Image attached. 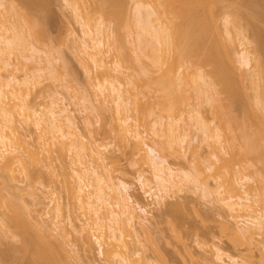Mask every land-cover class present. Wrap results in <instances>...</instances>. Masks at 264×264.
<instances>
[{
  "label": "rangeland",
  "instance_id": "rangeland-1",
  "mask_svg": "<svg viewBox=\"0 0 264 264\" xmlns=\"http://www.w3.org/2000/svg\"><path fill=\"white\" fill-rule=\"evenodd\" d=\"M0 1L3 3V6L0 7V30L2 24L10 27L15 23L19 26L18 30L20 31L19 37L21 40H19L18 48L16 46L14 52L10 55L9 62L11 65L5 66L0 61V81L5 80L11 71H16L15 74L18 75L17 77L20 80L25 78L24 73L33 75V72H36V69H39V67H48L46 62L50 60L48 57L50 56L52 65L49 66H52L50 68L52 74L50 69L47 68L48 70H44L46 73L43 71L44 74L43 76L41 74L42 77L40 76V79L36 78L33 80L34 78L31 79L32 76L27 78L31 82L25 87L29 89L27 90L28 94L25 95L22 91L23 94L21 95H25V97L18 95L17 99L21 97L20 100H24L26 107H33L40 111L46 110L49 104L51 105V101H57L58 99V106L65 108L74 121V125L70 128L66 124L61 126L63 129L62 133L64 132L67 136H62V133L59 132L57 134L59 140L52 141L53 144L49 142L44 147L46 150L43 151L39 145L42 139L43 141L47 140L46 136L44 135V138H41V134L43 133L40 128L34 125L33 120L26 118V121L23 115H19V112L15 113V124L24 141V147H30L31 149L36 147L35 149L38 151V154L37 158H33L31 155L28 156V153L26 154L25 149L19 150V154L22 153L20 155L22 157L20 160H22L21 164L19 162V164H16L17 169L13 170L14 173H10L12 178L9 177L10 175L2 173L3 171L0 168V187L2 190V192L0 190V196L2 197L0 202L4 201L2 205L0 204V264H33V248L31 245H28L30 243L26 246L22 236L30 237L35 232H38L39 229H41V232H43V229H47V233L49 230L50 237L52 238L53 236L54 238V240L51 239L53 243H62L61 247L65 250L62 255H64V260L66 259L65 262H68L67 264H110V261L105 256H100L99 244L98 242L96 243L93 237L94 233H91L92 231L89 232L91 237L90 243L84 245V240L73 228L74 223L77 227L80 228V225L82 227V223H84V220H86V217L88 218L90 213L72 196L68 187L70 182L75 181L73 170L79 168L77 163L81 158L83 160L82 163L86 164L88 169L92 171H90L89 175V179L92 182H96L99 174H104L105 176L112 177L116 183L123 181L130 187L128 194L131 197V204L136 208L135 213L138 216V222L136 223L137 226L135 225V229H133L136 233L135 231L127 233V230H124L123 235H125L124 239L129 242L131 251L133 249L140 250L138 256L132 257L133 260H138V264H213V252H216L215 250L218 248L222 249L225 255L234 256L239 264H264V231H262V234L253 235L252 238L245 237L247 234L241 236L242 231L239 234L240 232L238 231L240 230H238V227L240 225L243 226V222L247 218L243 216L246 214L243 212L238 213L240 216L242 215L240 218L237 217L236 213H233L234 217L232 216V213L222 202V198H227L229 194L231 195L228 189L229 185L224 186L226 183L224 182L225 178L222 179L224 182L222 183L221 178L223 176H216L214 174V170L218 165H223L224 161H229L234 156V159H231L234 164L229 161L231 162L230 164H233V167L227 166V168L226 165H223L226 168L222 170L227 174L228 172H232L234 178L238 175L237 178L240 176L249 177L250 180L244 184L245 187L243 186V192L247 191L250 199L257 202L254 204L255 211H262L264 215L263 141L256 142V147L254 148L256 153L253 151L250 153L243 148L244 143L242 141L244 140L240 137L241 133L238 130H235V132L233 130H225L223 132L219 130L221 127L219 124L222 122L220 120H222L223 116L219 119L218 115L215 114L216 109H211L212 104L202 100L197 95V89L193 88L192 90L190 87L193 83L187 82L188 79L192 82L191 76L194 75H192L191 71L194 69L189 70V73L191 72L190 75H186L187 70L186 72L183 71L185 74L182 75V66L184 64L174 61L173 56H171L173 61L170 60L171 58H169V61L172 65L175 64L173 68L175 66L177 68L175 67L174 72L170 73L171 76L174 78L176 76L182 79L186 78V82L190 84L186 83V88L182 89L180 83L182 82L183 84L185 80L183 79V82L179 79L180 82H177V84L179 83V89L176 87L174 94L180 93V91L183 93L185 89L189 93H193V96H190L185 91L187 99L186 101L185 99L182 100L185 103H180V99L186 98L184 96L185 93L179 99V104L177 102L180 109H175V105V110H163L162 104L159 103L161 93L158 91L156 85L153 86L155 80H152L155 77L157 78V75H160L158 73L161 70H159L160 72H156L157 69L154 70L157 75L155 74V77L152 76L151 80H147L149 78L146 75L151 76L153 74L149 73L145 75L143 73L145 77L142 74V70L146 69L149 64L151 65L147 52H149V57L154 55L152 52L150 55L154 39L151 42L152 38L146 36L145 40L148 42H145L143 45H139L136 40V38L138 39L136 37L138 36V31H141L138 27L139 24H137L138 11L136 7L138 4L151 7L155 0ZM204 1L202 0L201 2ZM208 1H205L206 4ZM212 1H209V6ZM217 1L220 4L218 3L219 6L214 8L216 9L214 10V15L216 16H214V21H217L214 24H218L219 27L217 28L221 31V36L223 35V45L225 42L226 44H232L234 53H238L242 50V47L240 43L241 39L236 33L243 32L245 28L244 32L246 31V36L251 37L253 33L260 32L259 29L264 25L263 23L261 25L262 21L259 20V15L264 11V0ZM109 2H111V5ZM113 3L116 5L113 6ZM13 5L16 8L9 9ZM73 7L78 8L77 11L80 13V17H77L78 19L82 18L84 21V19L86 20L89 17L90 21L86 23L94 32L100 28H105L108 37H106L103 46L106 53L102 62L95 63L92 57L83 50L84 40L90 45L92 42L90 38L85 36L82 25L77 22ZM208 7H206L207 10ZM231 10L241 12L243 18L245 17L246 20L241 19L239 23L237 22L238 24L236 23L237 25L241 24L240 27H236L235 24L234 26L231 23V25L229 24V22H234L233 18H231L232 16L230 17ZM120 17L121 21L119 20ZM215 18L217 19L215 20ZM229 18L231 19L228 20ZM226 20H228V23ZM247 21L249 22L247 23ZM35 22L38 23V28L35 26ZM214 24L211 22L212 28L214 27L212 30L216 29ZM226 27L231 29L230 34H236L237 38L236 36L230 35V37L226 34ZM39 28L42 32H38L40 31ZM262 30L261 32L263 33ZM10 35L11 33L8 34V37ZM212 35L213 33L204 42L208 41L207 43H209ZM118 37L122 38L120 41L123 42L121 45H118L119 48H116L115 44L118 41L117 39H119ZM33 46L39 49L40 53H35L29 60L24 59L25 56L32 53L30 50H32ZM248 48L254 53L255 50L251 45ZM121 54L122 56H120ZM255 54L257 56L258 52L256 51ZM237 55L235 54L234 57L236 59L235 66L237 64L235 74L238 73V76L235 74L234 76L237 77L238 81L239 75L244 74V76L241 75L238 81V83L240 82L239 84H243L240 85L242 86L243 98L233 108L232 114L241 118L243 103H245L248 97L250 99L254 98L256 91H253L255 90L253 89L254 84H250L252 83L251 80H253V77H250L252 74L250 72L252 71L249 70L250 72H247L250 67L239 66ZM44 57L47 58L46 62L43 60ZM122 57L124 58L122 59ZM253 57L255 58L254 54ZM41 62L43 63L40 64ZM254 62L255 60L251 63L252 67L255 64ZM166 65L165 67H167ZM151 67L149 68L152 69ZM190 67L193 68L194 65L192 64ZM14 68L18 69V71L14 70ZM209 68L210 66L206 70ZM119 71L124 73L122 77L119 76ZM152 71L153 69L150 70V72ZM206 74H208L207 71ZM206 77L211 81V77ZM169 80L167 81L169 82ZM107 81L117 84L120 86V91L125 92L127 97V104L124 106L125 113L123 111L118 112L115 102H112L114 101L112 98L114 95L109 91L110 85H107L109 84ZM188 86L190 88H187ZM190 90L192 91L190 92ZM193 91L196 92L194 93ZM134 93L137 94L138 100L134 99ZM177 96L180 97L179 95ZM240 96L242 97V93ZM11 97L12 95L9 98L13 99ZM16 103H19V101ZM11 104H14V102L11 101ZM147 108H152L154 115L143 118L146 112L145 109L147 110ZM198 111L202 119L205 120L204 122L211 128L209 129L215 130L214 135L217 133L216 130L218 128L219 134L224 139L220 137L223 140V142L221 141L223 146L220 145L223 147V150H219L217 154L219 158L217 160L213 155L215 153L214 136L207 135L210 134L209 131L207 134L204 131L202 132L199 129L201 126H198L199 124L196 125L197 118H195L196 120L193 118V115H197ZM126 116L128 117V123L136 124V128L141 132L140 141L152 145L156 149L157 154L165 158L167 164L174 169L183 170L191 174L189 180L184 178L183 184L179 183V186L176 183V185L171 184L172 186L170 185L168 190H163L161 195L163 198L161 199L155 196V193L159 192L156 183L152 181V168L149 164L152 156L148 153V147L144 144L143 146L141 145L143 148L138 147L139 149L137 148L136 150L135 145L137 146V140L132 137L135 129L133 130L132 128L128 136L123 132L121 123H123L122 120ZM156 116L158 118L163 117L164 119L162 120L166 123L168 121L177 123L178 131H181L179 133L182 134V137L180 136V139L178 138L179 140L177 139L176 142L170 140L167 135L160 137V131H157L158 128L152 127V120H155ZM183 135L186 136L183 138ZM76 139L85 142L87 145L82 146L80 144L82 150L71 148L70 151V144ZM181 139H184V142ZM97 146L100 147L101 156L94 154V157H92L88 150ZM23 163L27 165L29 173L27 170L23 172L25 169ZM16 167L13 166V169ZM21 167L24 168L22 171ZM211 167L214 168L213 171ZM180 171L178 173L181 175ZM141 178L146 184H149L143 186ZM201 182L208 185V189L205 188V185H200ZM154 183L157 190L153 186ZM74 184L76 183L74 182ZM219 184L224 186L220 187L222 191L218 188ZM150 187L152 188L151 190ZM229 187L232 188L231 186ZM217 188L220 190V194L217 193ZM224 188L228 190L227 192L225 191L226 193L224 192ZM146 191H152L151 193L154 195L150 196ZM231 192H234L233 194L239 193L237 190L235 193L233 189ZM243 192L241 191L239 195ZM9 199L10 201L13 199L18 200L17 202L14 201L18 206L15 204V208L8 207L10 206ZM137 203L145 211L142 212ZM16 212V216L19 215V218L21 216L20 220L22 219V223H25L27 226L26 234H29H21L17 227L12 224L11 217ZM52 221H54L53 224ZM59 221L62 223H59ZM141 222L145 223L144 227L146 228L141 227ZM55 223L59 225L60 229L54 225ZM30 233L33 234L31 235ZM105 238L107 239L106 235ZM105 238L102 237V241ZM103 243L105 244L106 242ZM66 254L67 257H65ZM225 259L228 260L227 257ZM135 261L133 263H136Z\"/></svg>",
  "mask_w": 264,
  "mask_h": 264
},
{
  "label": "bare ground",
  "instance_id": "bare-ground-1",
  "mask_svg": "<svg viewBox=\"0 0 264 264\" xmlns=\"http://www.w3.org/2000/svg\"><path fill=\"white\" fill-rule=\"evenodd\" d=\"M201 1L202 0H155V1H153V4L151 7H148V6L145 7V5L142 6V4H138V6L136 7V9L138 11L137 24H139L138 27L141 31L140 32L138 31V33H137L138 36H136V37H138V39L136 38V40L139 43V45H141V44L143 45V44H145V42L146 43L148 42L145 40L146 36L147 37L150 36L152 38L151 39L149 37L152 40L151 42H153V39H154V44L151 46V48H152L151 51L149 49L150 55H151V52L154 55H151L149 57V54H148L149 52H147L148 50L146 51L147 56H148L149 60L151 61L150 62L151 65L148 63L149 66L147 65L148 67H146V69L142 68L143 72L142 71L141 72H142V74L144 73L145 75L149 74V73L153 74L151 76L146 75L147 78H149L147 80H151L152 76L155 77L154 75L156 74L154 70L157 69L156 72L161 70V72L159 71L160 73H158L160 75L158 76L156 74L157 78L155 77L152 80H155V82H156V84H154L155 82L153 83V86L156 85L158 91L161 93L159 103L162 104V108L164 111H172V110H175L176 108L180 109V108H178L179 105H177V102L179 104V99L182 98L183 93H185V91L188 92V90L184 89V92L182 91L183 93H181V91H180V93L178 92L179 94L178 93L174 94L176 87H177V89H179L178 88L179 83L177 84V82H180L179 79H181V81H183V82L185 80V82L183 84H182V82L180 83L182 85V89L186 88L187 82L193 83L191 85L188 83L187 84L190 85L192 90H193V88L195 90L197 89L198 94L197 93L196 94L199 95L202 98V100L206 101V103L208 102V103L212 104L211 109H213V110L216 109L215 110L216 113H215V111H214V113L216 115H218L217 117L219 119H221L220 117L223 116L222 120H220L222 122L219 124L221 126L219 128V130H222V132L225 130L226 131L233 130V132H235V130L236 131L238 130L241 133V135L239 133L238 134L244 140V141H242L244 143L243 148L245 150H248V152H250V153H252L251 151L256 153V151L254 150V148L256 147L255 146L256 142L263 141V145H264V25L261 26V28L259 29L260 32L263 29L262 30L263 33L261 32V34H259L260 32H258V33L256 31H254L256 33L252 32L253 33V35L251 36V37H253L252 40H251V37H249L248 35H247L248 37L246 36V34H245L246 31L244 32L245 28L243 29L244 33L243 32L236 33L237 35H239L238 37H240V39H241L240 43H241L242 50L239 51L238 53H234V49H233L234 47L232 44H226V42H225L226 45L225 44L223 45V43H224V42L222 43V41H224L222 39L223 35L221 36L222 33L217 28V27H219L218 24L215 25L216 24L215 22H217V21H214V16H215L214 10H216L214 8H216V6L218 7L220 2H218L217 0L214 2V0H213L212 1L213 3L211 2L210 6H209L208 3H210L209 1H211V0H209V1L205 0V1H208L207 4L204 0H203L204 2H201ZM110 3L111 2H109V4ZM203 4H205V5L203 6ZM112 5L114 6L116 4L113 3ZM1 6H3V3L0 1V7ZM206 7H208V10ZM10 8H16V6L13 5V6H10L9 9ZM203 8H206V9H203ZM73 9H74L75 14H76L75 17L76 18L80 17V13L77 11L78 8L73 7ZM204 11H205V13H204ZM231 11H230V14H231L230 17L232 16L231 18H233L232 20L235 23L229 22V24L231 23L232 26H234V24H235L236 27H238V26L240 27L241 24L240 25H237V24L239 23V21L241 19H245V17L243 18V15L241 14V12H237L236 10H231ZM255 15H257V14H255ZM118 16L119 15L117 14V17ZM259 16H260L259 20L262 21L261 22V25H262V23L264 24V11L261 12V14ZM231 18H229L228 20H230ZM216 19L217 18H215V20ZM77 20H78L77 22L82 25L83 32H84L85 36L90 38V41L92 42V44L90 45V44H88V42L86 40H84L83 50L87 54H89V56L92 57V60L95 63L102 62L104 59L103 57L105 56V53H106V51H104V49H103L104 48L103 46H104L106 37H108L105 28H100L96 32H94L93 30H91L90 27L87 26L86 22L90 21L89 17L86 18V20L84 19V21L82 18L81 19L77 18ZM119 20L121 21V17ZM228 20H226L227 23H228ZM245 20H243V21H245ZM211 22H212V24L215 23L214 25L216 26V29L212 30L214 27L212 28ZM248 22L249 21H247V23ZM33 25H34V23H33ZM118 25L120 26V24H118ZM35 26L38 28V26H39L38 23H36ZM35 26H33V27H35ZM18 27L19 26L15 23H13L12 26H10V27L5 26L4 24H2V26H1V30H0V38H1L0 39V44H1V46H0V61L5 66L11 65V63L9 62L10 55L12 54V52H14V50H15L14 48L16 46L18 48V45H19V40H20L19 32L20 31L18 30ZM40 28H39V30H40ZM226 29H227L226 34H228L229 36L232 35V34H230L231 29H228V27H226ZM256 30H258V29L256 28ZM210 31L213 33V35L211 37L212 39L209 37L210 38L209 43H207L208 41H206V43H205L204 42L205 39L209 35L212 34V33L210 34ZM38 32H42V30H40ZM9 33H11V35L8 37ZM236 34L232 35V36H236ZM118 38L119 39H117L118 40L117 42L115 40L116 44L114 43L116 45V48L118 47V45H121V43L123 42V41H120V39L122 40V38H120V37H118ZM236 38H237V36H236ZM249 38H250V40H249ZM228 45H230V46L227 47ZM250 45L254 48V50H255V51L253 50L254 53L251 52V50L248 48V47H250ZM33 47L31 48L32 50H30L33 54L31 53L30 55L25 56L24 59L29 60L34 56L35 53H40L39 49H37L36 47H34V48ZM120 48H121V46H120ZM118 50H120V49H118ZM235 50H236V48H235ZM256 51L258 52L257 56L255 54ZM235 54L236 55L238 54L237 55V57H238L237 63H239V66L241 65V66H244L245 68L250 67V68H248L247 72L252 71V72H250V73H252L251 76L249 73V76L253 77V80L250 79L252 81V83H250V84H252V85L254 84V88L253 87L252 88L255 90H253V89L252 90L256 91V94L254 92V94L256 96L253 95L254 98H251L252 100L248 97V98H246L245 103H243L241 118H238L237 116L232 114L233 108H235V106L239 103L240 99L243 98V91H241L242 86H240L242 83L239 84L240 82L238 83V81L241 78V75L244 76V74L239 75L240 78L238 77V81H237L236 76H238V73L235 74V72L237 70V67H236L237 64L235 66V62H236V59L234 57ZM253 54L255 55V58L253 57ZM120 56H122V54ZM171 56H173L174 61H179V64H180V62H181V64L182 63L184 64L182 66L183 67L182 72L183 71L186 72V70H187L186 75H190L192 72V75H194V76H191L192 82L188 78H187L188 81L186 82V78H183L184 79L183 80L180 77L176 76L174 78L173 76H171V74L174 72L173 71L174 68L175 67L177 68V66H175L173 68V65H175V64L172 65L170 63L169 58H171L170 60L173 61ZM48 57L50 58V60H52L50 56H48ZM123 58L124 57H122V59ZM46 59L47 58L44 57V59H43L44 62H46ZM50 60H47V62H46V64H48L47 65L48 67H42V68L39 67V69H36V72L35 71L33 72V75H31V74L29 75L28 73H24L25 78L23 77L24 79H22V80L18 79V77H17L18 75L15 74L16 71H11V73L8 74V76L5 80H3L2 82L0 81V168L3 171L2 173L7 174L8 176L10 175L9 177H11L10 173H12V172L14 173L13 170L17 169L16 164L18 162L20 163L22 160V159L20 160V158H22L20 156L22 153L19 154V150L25 149L26 154L28 153L29 154L28 156L31 155V157H33V158H37V154H38V151L35 149L36 147L32 148V149L30 147H24V141L21 137V134L19 133V131L17 129L16 124H15L16 121L14 119V116L16 115L15 114L16 112H19V115H23L25 117V120H26V118H30V120H33L34 125L36 127L40 128L41 132L43 133V134H41L42 135L41 138H44V135L46 136L47 140L43 141V139H42L41 144L39 145L40 149H43V151L46 150L44 147H46V145H48L49 142L51 144L52 141L59 140L58 139L59 136L57 134L59 132L62 133V131H63V129L61 127L62 125L66 124V126L68 128H70L72 125H74V121H73L72 117L67 113V110L65 108H61L58 106L59 105L58 99H57V101H54V100L51 101L52 102L51 105L49 104V106L46 108V110L43 109V111H40V110L35 109L33 107H26L23 99H21L22 102H20L21 101L20 98L23 96V95H21V94H23L22 91L25 93V95L28 94L27 90H29V89L28 88L26 89L25 87H27L26 85L31 83V82L27 78H30L32 76L31 79L34 78L33 80H35L36 78L40 79L43 76L44 72L46 73V71L52 67V66H49V65H52V63H51L52 61L50 62ZM149 60H148V62H149ZM253 60H255V62H254L255 64L252 67L251 63L253 62ZM42 63L43 62H41L40 64H42ZM143 63H145V62H143ZM192 64L194 65L193 68L190 67V65H192ZM143 65H145V64H143ZM165 65L167 67H165ZM185 65H187V66H185ZM119 66H121V65H119ZM209 66H210V68L208 70H206V68ZM149 67H151L153 69L154 73H153V71L150 72V70H152V69H150ZM171 67H172V69H171ZM251 67H252V69H251ZM147 68H149V69H147ZM178 69H180V68H178ZM192 69H194V70L191 71ZM14 70L18 71V69H15V68H14ZM44 70H46V71H44ZM189 70L191 71L190 73H189ZM206 71L208 74H206ZM50 72L52 74L51 69H50ZM50 72H48V73H50ZM41 74H42V76H41ZM53 74H54V72H53ZM118 74H119V76L122 77L124 73L119 71ZM176 74H177V72H176ZM183 74H185V73L183 72L182 75ZM234 74L236 76H234ZM145 75H144V77H145ZM205 75L208 77H211L210 78L211 81ZM169 78H170V80H169ZM110 79H111V77H110ZM206 79H208V80H206ZM167 80H169V82ZM177 80H179V81H177ZM208 81H210V82H208ZM107 82H109V81H107ZM32 83H35V82H32ZM107 85L108 86L110 85L109 91L112 93V95H114V96L111 95L113 100H114L112 102H115L118 112H122V111L124 112V110H125L124 106L127 104V97L125 95V92L120 91V86H118L117 84H114L112 81L109 82V84H107ZM190 87L188 86L187 88H190ZM24 89L27 91V93ZM182 89H180V90H182ZM192 90H190V92ZM111 93H109V94H111ZM136 93H134L133 96H134L135 100H138V96ZM241 93H242V97L240 96ZM189 94H190V96L191 95L193 96V93H189ZM11 95H12L11 98H13V99L16 98L15 101H13V99L9 98V96H11ZM18 95H21V97L18 98L19 100L17 99V97H19ZM25 95L23 97H25ZM177 95H179L180 97H178ZM186 95H187V93H185V95H184L186 98L183 97L182 99H180V103H182L183 102L182 100H184V99L186 101V99H187ZM11 101L14 102V104L10 105ZM17 101H19V103H16ZM204 101H202V102H204ZM184 103L185 102H183V104ZM135 104H136V102H135ZM174 106H175V109H174ZM145 111H144L145 114H144L143 118L146 116L149 117L150 115H152V116L154 115V111L152 108H147V110L145 109ZM193 113H195V112H193ZM193 113H192V115H193ZM193 116H194L193 117L194 119L197 118V120L195 119L197 121V122L195 121L196 125L199 124L198 126H201V127H199V129L202 130V132L204 131V133L206 132V134H207V132L209 131L210 134H207V135H210L211 137L214 136L215 153L213 152L214 153L213 155H214L215 159L217 160L219 158L217 155L219 150H221V149L223 150V147H221L220 145H222V142L224 139L221 137V134H219L218 128L216 130L217 133H215V135H214L215 130L212 129L213 132H212V130H210L211 128L209 127V125L206 124V122H204L205 120L202 119V116H201V114H199V111H198L197 115L195 114ZM195 116H197V117H195ZM159 117H162V116H159ZM152 118H154V117H152ZM223 118H225V119H223ZM162 119H164V118L163 117L162 118L157 117L155 120H152V127L158 128L157 131L158 132L160 131V133H159L160 137L167 135V136H169L170 140L176 142L180 136L182 137V134L179 133L180 130L178 131L179 128L177 126V123H174V121L173 122L168 121V123H166ZM122 122L123 123H121V124H122V128L124 130L123 132H125L127 134V136H128V133L131 132L130 130H132V128H133V130L135 129L133 131L134 135L132 137L137 140L136 141L137 146L135 145L136 150L138 147L141 148L144 144H146L145 142L140 141L141 132H139L138 129L136 128L137 127L136 124H133V123L129 124L127 116L123 118ZM227 129H229V130H227ZM61 135L67 136V134H65L64 132ZM230 135H231V133H230ZM127 136H125V137H127ZM184 136H186V135H183V138H184ZM220 137L223 140H221ZM235 137H237V136L235 135ZM228 139L230 140L229 137H228ZM239 140H240V138H239ZM182 141L184 142V139ZM80 144H82V146L87 145L85 142H81V141H78L76 139L73 142H71L70 151H71V148H76L78 150H82V148L80 147ZM257 145H259V144L257 143ZM146 146L148 147V153L150 154V156H152V158L149 161V164L152 168V174H153V176H152L153 180L152 181H154L158 187L159 193H155V196L157 198H159V199L163 198V196H161L163 190L164 191L168 190V188L171 184H174V185L178 184V186H179V183H182L184 181V178H186L187 180H189L191 178V174H189V172H186L183 170L180 171L179 169H174L169 164H167L165 158L158 155L156 149L152 145L146 144ZM139 151H141V150H139ZM88 152L92 157H94V154H96L97 156H101L100 147H98V146L92 147L91 149L88 150ZM233 157L231 159H234ZM231 159L229 161L232 162L233 160H231ZM82 161H83L82 158L79 159V162L77 163L79 168L73 170V173L75 174V181H72L73 183L70 182L68 187L70 189V193L72 194V196L79 202V204L81 206L85 207L86 210H88L90 213H89L88 218L86 217V220H84V223H82V227L80 225V228H79L76 226L75 223L73 224L74 230L80 235L82 240H84L83 241L84 245L90 243L91 237L89 235V232L92 231L91 233H94L93 237L95 238L96 243L98 242V244H99L98 246L100 249L99 250L100 256H102V255L105 256V258L108 259V261H110L109 262L110 264H138V262H137L138 260L135 259L136 260L135 261V260H133L132 257L138 256L140 254V250L138 249L139 250L138 251V250L133 249L131 251L129 244H128L129 242H127L126 239H124L125 235H123L124 230H127L126 231L127 233H132L133 231H135L133 229H135V225L138 222L137 221L138 216L135 213L136 208L131 204V197L128 194L130 187L128 186V184H126L123 181L116 183L115 181H113L112 177L105 176L104 174H99L96 178V182H92L91 179H89V175H90L91 170H89L88 166L86 164L82 163ZM229 161H224L223 165H226V167L227 166L233 167L234 163L232 162L233 164H230L231 162H229ZM225 162H227V163H225ZM23 164H24L23 167L25 169L21 167L22 168L21 171L24 169L23 172L26 170L28 172L27 165L25 163H23ZM223 165H221V166L215 165V166H217L216 169L214 170V168H215L214 166H212L214 168L211 167V169H212V171L214 170V174H216V176H219V175L223 176L221 178V182L222 183L226 182L225 185L223 184L224 186L229 185L232 187V188H230L228 186V189H229V192L231 193V195L229 194L227 196V198H222V202L224 203L226 208L232 213V216L234 217L233 213H236L237 217L240 218V217H242V215L240 216L238 213L243 212L244 214H246L243 216V217H245V216L247 217L246 219L244 218L245 220L243 222V226L240 225L241 226V227L239 226L240 229L238 227V230H240V231H238V232H240L239 234H241V231H242L241 236H245L247 234L245 237L248 236V238L249 237L252 238L253 235L262 234V231H264V215H263L262 211L261 212L255 211L254 204L257 202H254L252 199H250L249 194H247V191L243 192L244 191L243 186H244V184H246L247 181L250 180L249 177L247 178V177H241L240 176L239 178H237L239 176L238 175L236 178H234L232 176V172H228V174H227L225 171H223L226 168ZM13 166H15L16 168L13 169ZM211 169H209V170H211ZM178 170L180 171L181 175L178 173L179 172ZM201 170L203 171V169H201ZM222 179H224L225 181L223 182ZM147 181H149V180H147ZM74 182L76 184H74ZM155 183L153 186H155ZM222 183H221V185H222ZM141 184L143 186H146L149 183L146 184V182L141 178ZM200 185H202V186L205 185V188L208 187V185H206L205 183L202 184V182L200 183ZM221 185L219 184V186H218V188L220 190H221L220 187H224ZM157 187L155 188L156 190H157ZM218 188L216 190H217V193L220 194V190ZM240 188H241V190H240ZM151 189L152 188L150 187V190ZM170 189H172V188H170ZM224 189H225L224 192L228 191V190H226L227 188H224ZM230 189L231 190L233 189V191H235V193L237 190V192H239V193L233 194L234 192L232 193ZM234 189H236V190H234ZM238 189H239V191H238ZM0 190H1V187H0ZM241 191L244 194L242 193L241 195H239ZM1 192H2V190H1ZM146 192L150 196L154 195L151 193L152 191H146ZM221 194H222V192H221ZM242 195H245V196H242ZM0 199H2V197ZM8 201L6 200V202H8L10 204V206H8V205L7 206L15 208L17 205L16 202L18 200L16 201L13 199L10 201V199H9ZM14 201H16V202H14ZM2 202H4V201H2ZM2 202H0L1 205H2ZM137 204H138V206L142 212L145 211V209L142 206H140L139 203H137ZM58 206H59V204H58ZM9 209H11V208H9ZM16 211H17V208H16ZM19 214H20V212H19ZM16 215H17V212H16V214H14L13 217H11L12 224L17 227V229L19 230V232L21 234H24V233L26 234L27 226L25 225V223H22V219L20 220L21 216L19 218L18 217L19 215L18 216H16ZM52 220H53V218H52ZM54 221H52V224ZM24 222H26V221H24ZM55 222H58V221H55ZM59 223H62V222L59 221ZM28 224H30V223H28ZM144 224L145 223L141 222L140 223L141 227L142 226L144 227ZM54 225L57 228H59V225L57 223H55ZM60 226L63 227L61 224H60ZM144 228H146V227H144ZM46 230L47 229H43L42 230L43 232H41V229H39V231L35 232L34 234L30 233L31 235L33 234L32 236L28 235L30 237L22 236L24 239L23 240L24 243H26V246L28 243H30L28 245H31L33 248L32 249L33 255H34L32 257L33 258L32 260L34 261L33 264H67L68 262L67 263L65 262L66 259L64 260V257H63L64 255H62L63 252L65 251L64 248L61 247L62 243L58 242L60 245L53 243L51 241V239L54 240L53 236L51 238L49 235L50 231L48 230V233H47ZM135 233H136V231H135ZM27 234H29V233H27ZM243 234H245V235H243ZM105 235L107 236L108 240L105 238ZM102 237L105 238L104 241H102L103 240ZM55 242H56V239H55ZM103 242H106L105 243L106 245ZM215 251L216 252H213V254H214L213 264H239V262L237 261L236 258H234V256L232 257V255L231 256L225 255L223 253L222 249L218 248ZM65 257H67V254ZM226 257L228 258V260L225 259ZM133 261H135L136 263H133ZM211 262H212V260H211Z\"/></svg>",
  "mask_w": 264,
  "mask_h": 264
}]
</instances>
